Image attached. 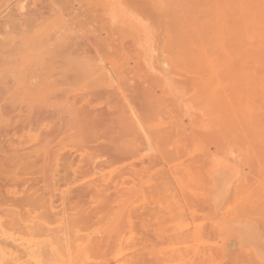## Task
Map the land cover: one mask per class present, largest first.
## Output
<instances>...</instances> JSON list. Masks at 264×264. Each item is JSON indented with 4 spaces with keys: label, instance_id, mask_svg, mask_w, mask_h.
<instances>
[{
    "label": "rangeland",
    "instance_id": "rangeland-1",
    "mask_svg": "<svg viewBox=\"0 0 264 264\" xmlns=\"http://www.w3.org/2000/svg\"><path fill=\"white\" fill-rule=\"evenodd\" d=\"M178 1L0 0V264H264V0Z\"/></svg>",
    "mask_w": 264,
    "mask_h": 264
},
{
    "label": "bare ground",
    "instance_id": "bare-ground-1",
    "mask_svg": "<svg viewBox=\"0 0 264 264\" xmlns=\"http://www.w3.org/2000/svg\"><path fill=\"white\" fill-rule=\"evenodd\" d=\"M197 1L198 0H196L195 2L197 3ZM203 2H204V6H205V9H206V12L203 10V8H204V6L203 5H201V3H200V5L201 6H195L197 9V11L199 12V10H200V8L205 12V13H207V14H205V15H203V16H205L204 18H205V20H203L201 23H195L196 22V18H192V19H194L193 21H194V23H193V21H192V19L191 20H189L188 21V23L190 22L191 23V21H192V24H191V26L194 24L195 25V27H193L194 29H195V31L196 32H199V28L201 27V28H204V29H210V30H212V31H216V30H221L222 29V22H221V20H223L222 18H221V20L219 19V17H221L222 15H220V13H219V10L221 9V6H219V3H217L216 2V0H202ZM177 2H179L178 0H177ZM181 3V2H180ZM195 3V4H196ZM193 4H194V2H193ZM182 5H184L183 4V2H182ZM176 6L178 7V5L176 4ZM1 7V6H0ZM176 7V10L178 9V10H182V12L183 11H185V10H183V8L182 9H180V7H181V5H180V7L179 8H177ZM192 7H193V5H192ZM186 8H188V7H186ZM190 8V7H189ZM187 10V9H186ZM193 10V9H192ZM223 10V9H222ZM226 10H224V12H225ZM177 13H181L180 11L178 12V11H176ZM204 12L202 13V14H204ZM182 14V13H181ZM183 14H185L184 12H183ZM223 14V13H222ZM179 15V14H178ZM185 15H188V14H185ZM207 15V16H206ZM180 16V15H179ZM183 16V15H182ZM182 16H180L181 18H182ZM180 17H178V19L180 18ZM245 17H246V15H245ZM184 18V17H183ZM182 18V19H183ZM182 19H179V21H178V25H180L179 27H178V30H180L179 31V33H181V35L183 34V33H185V31H187L186 30V26L184 27V25H182L181 23L179 24V22L180 21H182ZM188 19H190V17L188 18ZM185 20V18L183 19V21ZM245 20H246V18H245ZM182 21V22H183ZM238 21H240V20H238ZM242 21V20H241ZM247 21H249L248 19H247ZM185 22V21H184ZM221 22V23H220ZM226 22H227V20H226ZM227 23H229V22H227ZM240 23H242V22H239L238 24H236L237 25V27L238 26H241L240 27V29H243V28H248L247 26H243V25H245V24H240ZM249 23V22H248ZM247 23V24H248ZM184 24V23H183ZM230 24V23H229ZM232 26V25H231ZM243 26V27H242ZM184 28H185V31L183 32V30H184ZM235 29V28H234ZM238 29H239V27H238ZM237 29V30H238ZM239 29V30H240ZM245 31H246V29H245ZM180 35V34H179ZM180 35V36H181ZM216 35V34H215ZM214 35V36H215ZM180 36H179V38H180ZM217 36V35H216ZM185 37V34L183 35V36H181V38L180 39H182V38H184ZM196 37V36H195ZM197 37H199V41H200V38L202 39V37L201 36H199V35H197ZM245 37V36H244ZM211 38V37H210ZM213 39H214V37H212ZM211 38V39H212ZM210 39V40H211ZM213 39H212V42L211 43H217V41L218 40H216V38L214 39V41H216V42H214L213 41ZM203 40V39H202ZM14 41V40H13ZM185 41H187V40H185ZM197 42V41H196ZM201 42H203V43H206L204 40L203 41H201ZM219 42V41H218ZM199 43V42H198ZM183 44H185V43H183ZM214 44H212V45H214ZM218 44H220V43H218ZM180 45H182V43L180 44ZM211 45V46H212ZM183 46V45H182ZM204 47V46H203ZM218 47V46H217ZM185 48H186V46H185ZM206 48V47H205ZM180 50V49H179ZM180 52H183V51H179V54H180ZM184 53V52H183ZM183 53L182 54H180V55H182L183 56ZM185 54H186V52H185ZM184 54V55H185ZM182 56H181V58H182ZM184 57V56H183ZM185 58V57H184ZM183 59V58H182ZM1 60H2V58H1ZM0 60V61H1ZM6 62V61H5ZM28 65V64H27ZM26 66V65H25ZM29 66V65H28ZM32 67V66H31ZM128 103V102H127ZM130 103V102H129ZM131 104V103H130ZM129 107V106H128ZM133 107V106H132ZM129 109H131V108H129ZM134 109V108H133ZM3 113V112H2ZM31 114V113H30ZM4 120V119H3ZM31 123H32V121H31ZM1 131H2V129H1ZM1 152H2V150H1ZM0 152V153H1ZM5 159V158H4ZM7 159V158H6ZM13 159V158H12ZM8 160H10V159H8ZM11 161V160H10ZM31 161V160H30ZM4 162L5 161H3V160H0V176L1 175H3V177H4V172L6 171V169L4 170V166H5V164H4ZM7 162V161H6ZM13 162H14V160H13ZM12 163V162H11ZM16 163V162H15ZM13 165V164H12ZM20 166V165H19ZM10 167H11V165H10ZM4 170V172H2ZM6 173V172H5ZM5 178V177H4ZM2 180V179H1ZM10 180V179H9ZM56 181H57V179H56ZM0 182H3V180L2 181H0ZM14 182H16V181H14ZM14 184V183H13ZM0 185H1V183H0ZM4 186V185H3ZM3 188V187H2ZM5 188V187H4ZM1 189V188H0ZM7 191H9V189H7ZM10 191H11V189H10ZM17 192V191H16ZM0 193H1V191H0ZM7 193V192H6ZM11 193H13L12 191H11ZM79 193H81L82 194V192H79ZM78 193V194H79ZM85 193V192H84ZM87 193V192H86ZM85 193V194H86ZM2 194V193H1ZM10 194V193H9ZM82 196V195H81ZM32 198V197H31ZM5 199V198H4ZM20 200V199H19ZM18 200V201H19ZM30 200V199H29ZM34 202V201H33ZM32 202V203H33ZM39 202H40V200H39ZM23 204V203H22ZM36 204V203H35ZM26 205V204H25ZM29 205V204H28ZM34 206V205H33ZM23 207H25V206H23ZM6 211V210H5ZM5 214H6V212H5ZM8 214V213H7ZM14 214V213H13ZM17 214V213H16Z\"/></svg>",
    "mask_w": 264,
    "mask_h": 264
}]
</instances>
